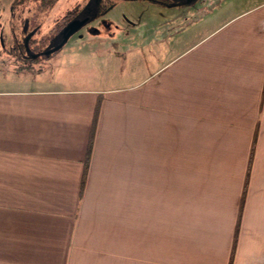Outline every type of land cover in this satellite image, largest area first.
Wrapping results in <instances>:
<instances>
[{
	"label": "crops",
	"instance_id": "crops-1",
	"mask_svg": "<svg viewBox=\"0 0 264 264\" xmlns=\"http://www.w3.org/2000/svg\"><path fill=\"white\" fill-rule=\"evenodd\" d=\"M186 1L123 79L0 69V264H264V0Z\"/></svg>",
	"mask_w": 264,
	"mask_h": 264
},
{
	"label": "rangeland",
	"instance_id": "rangeland-1",
	"mask_svg": "<svg viewBox=\"0 0 264 264\" xmlns=\"http://www.w3.org/2000/svg\"><path fill=\"white\" fill-rule=\"evenodd\" d=\"M198 1L197 7L205 5L201 11L212 10L223 3V0ZM231 1L233 0H229L228 3ZM238 1L235 3L236 8L250 4L254 0ZM178 2L179 4L170 6V4L151 0H117L110 7L100 11L97 10V0H57L50 10H38L34 0H0V37L2 36L0 40L3 41V45H0V69L11 72L6 76L7 78L1 76L0 81L3 78L9 79V82H4L5 84H1V86H32L34 85L32 80H36L38 77L50 80L55 73L60 78L71 74L76 77L96 75L98 79L112 75L115 79H123L129 73L120 63L122 49H116L114 46L116 40L121 41L122 39V33L119 31L125 32L129 27H134L135 29L131 33L134 36V43L137 41V36L138 38L143 37L145 41H161V35L154 34L155 28L161 27L164 17L177 11L180 5L186 4L187 1L180 0ZM229 9L233 10V8ZM68 12H70V16L64 19ZM85 13L88 16L93 14L94 16L88 18L65 42L64 50L70 55L65 57V62L60 66L58 72L52 71L55 53L49 57L40 54L37 59L26 61L19 59L18 49H12L13 43L19 39L18 34L21 31L19 30L21 26H24L26 31L37 29L35 36L46 44L51 40L52 33L55 32L57 26L72 20L83 21V17H87ZM77 14L79 17L75 18L74 16ZM12 32L15 34L13 35ZM90 37L103 38L102 45L104 46L83 45L85 40ZM59 40L61 38H58L57 41ZM92 43H99V40H94ZM144 63L142 60L139 76H142L141 65ZM136 76L137 74L134 77L136 78ZM15 79H24V81H28V84L18 83Z\"/></svg>",
	"mask_w": 264,
	"mask_h": 264
},
{
	"label": "flooded vegetation",
	"instance_id": "flooded-vegetation-1",
	"mask_svg": "<svg viewBox=\"0 0 264 264\" xmlns=\"http://www.w3.org/2000/svg\"><path fill=\"white\" fill-rule=\"evenodd\" d=\"M85 14L87 15V17H83V19H84L83 23H85L88 20V18H92L94 16V14L92 16H88L87 13H85ZM74 17L78 18L79 16L77 14ZM66 24H64L59 31H56V32L52 33L51 40L48 43H46L43 47H39V46L42 45V44H40V41H39L41 39L39 37L35 36V33L37 32V29H35L34 31H32V30L31 31H26L25 27L21 26L20 29H19L21 31L18 34L19 35V39L16 40V42L13 43L12 49H14V48L18 49V51H19L18 52L19 59L20 60H26V61H29V60L33 61V60L37 59V56L40 55V54H42L41 56L49 55L50 53L53 52L51 50L56 45H58L60 43V41L62 40L61 31L66 26ZM56 29H57V27H56ZM12 34L14 35L15 33L12 32ZM0 38H2V36ZM58 38H61V40L57 41ZM0 45L1 46L3 45V41L2 40H0Z\"/></svg>",
	"mask_w": 264,
	"mask_h": 264
},
{
	"label": "trees",
	"instance_id": "trees-1",
	"mask_svg": "<svg viewBox=\"0 0 264 264\" xmlns=\"http://www.w3.org/2000/svg\"><path fill=\"white\" fill-rule=\"evenodd\" d=\"M34 1L36 3V7H37L38 10H50L54 6V4L57 2V0H34ZM115 1H117V0H97V4H98L97 10L99 9L100 11H102L105 8L110 7V5H112ZM151 1L159 2V3L171 4V3L177 2L178 0H151ZM69 16H70V12H68L65 15L64 19H67ZM63 25L64 24L57 26V29H55V32L59 31ZM39 41H40V44H42L39 47H43L45 45L44 41H42V40H39ZM57 51L58 50L53 51L52 53H50L49 55H46L45 57H49L51 54H54ZM96 113H97V107H96V110H95V114ZM94 122H95V120L93 121V124H94ZM93 124H92V126H93ZM91 147H92V134H91V137H90L88 145H87L85 159H84L83 177H82V181H81L82 185H83L84 179H85V174H86V169H87V166H88V161H89V156H90V152H91Z\"/></svg>",
	"mask_w": 264,
	"mask_h": 264
},
{
	"label": "water",
	"instance_id": "water-1",
	"mask_svg": "<svg viewBox=\"0 0 264 264\" xmlns=\"http://www.w3.org/2000/svg\"><path fill=\"white\" fill-rule=\"evenodd\" d=\"M82 24L83 21H77V20H72L69 23H67L66 26L61 31L62 40L51 51L58 50L67 41L69 36L72 35L75 31H77Z\"/></svg>",
	"mask_w": 264,
	"mask_h": 264
}]
</instances>
